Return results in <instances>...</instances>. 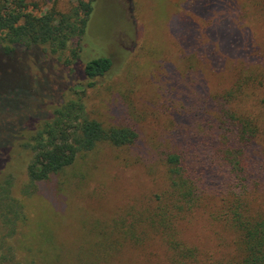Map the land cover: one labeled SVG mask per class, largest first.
I'll return each mask as SVG.
<instances>
[{"label": "rangeland", "instance_id": "374dc122", "mask_svg": "<svg viewBox=\"0 0 264 264\" xmlns=\"http://www.w3.org/2000/svg\"><path fill=\"white\" fill-rule=\"evenodd\" d=\"M56 1L66 10L71 0ZM70 49L53 53L35 45L5 55L11 58L0 53V191L8 187L9 195L22 199L27 217L14 233L12 224L0 226V257L23 264H223L231 259L237 254L235 236L223 205L240 187L227 166L219 165L212 135L203 126L212 116L219 119L224 108L263 113L264 0H96L79 58L68 63ZM100 56L112 58L113 66L84 91L83 68ZM246 74L248 100L226 105L228 90ZM79 95L89 114L105 125L135 127L137 142L100 143L25 196L31 158L25 137ZM191 101L200 104L207 120L184 115ZM181 150L196 165L199 203L173 216L174 209L162 203L168 187L162 159ZM250 158H264V134ZM248 184V199L261 205L264 175L259 171ZM154 212H166L171 229L155 223L160 217H152ZM170 234L178 250L169 244ZM36 240L42 250L27 248Z\"/></svg>", "mask_w": 264, "mask_h": 264}, {"label": "trees", "instance_id": "16d2710c", "mask_svg": "<svg viewBox=\"0 0 264 264\" xmlns=\"http://www.w3.org/2000/svg\"><path fill=\"white\" fill-rule=\"evenodd\" d=\"M48 2H54L53 6L45 8V3ZM95 2L96 0H71L66 10H59L56 0H0V53L5 58H11L5 55L12 54L19 47L45 45L46 49L53 53H63L71 48V59L67 62L77 60L81 40L90 24ZM112 66L113 60L108 56L90 59L83 68L84 78L79 85L85 87L84 91L93 87L98 79L106 77ZM248 74L249 80L254 81L253 72ZM246 76L247 74L236 86L228 90L226 105L230 104L229 102L241 103L248 100L249 88L246 89L243 85ZM259 83L261 84L262 80ZM246 84H250V81H246ZM83 98L84 96L79 95L63 102L54 109L50 118L39 122L33 127L31 135L25 137L23 146L31 152L27 166L28 184L23 190L25 196H30L39 185L74 165L82 154L94 150L100 143L123 147L137 142L139 133L135 127L105 125L89 114ZM261 104L262 119L258 115L245 113L241 106L233 109L229 107L230 109L222 110L219 119L212 116L208 126H203V130L212 135L214 148H217V154L215 151L214 154L218 155L219 165L227 166L230 178L240 187L239 191L231 192L223 205V215L226 216L227 225L234 232L237 251V254L223 264H264V201L258 207L253 204L252 199H248L251 195L248 183L259 171L264 175V158L262 161L250 158L251 147L264 134V98L261 99ZM200 107L197 101H191L187 104L184 115L204 116ZM202 119L207 120V116ZM186 152L170 151L162 159L168 181L164 194L166 200L162 203L167 209L170 206L174 209L173 216L184 210H191L199 203L197 179L194 177L197 168L193 161H189ZM7 182L11 185L10 180ZM24 206L22 199L9 195V188L4 187L0 191V218L4 217L0 226L12 224L14 227L11 233L16 232V225L24 226L27 223ZM159 214L154 212L152 215L160 217L154 218L155 223H159L164 230L171 229L166 220L167 213L163 212L161 216ZM169 236V244L178 250L179 242L171 234ZM33 247L43 249L38 240L33 244L28 243L27 248ZM178 252L181 253L180 256L184 255V250ZM10 258L1 256L0 264L12 260L15 262L7 264H23L16 257Z\"/></svg>", "mask_w": 264, "mask_h": 264}]
</instances>
